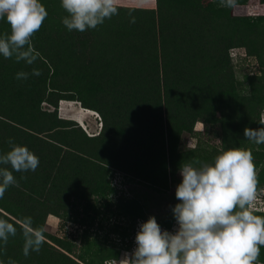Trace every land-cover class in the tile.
<instances>
[{"label":"trees","instance_id":"obj_1","mask_svg":"<svg viewBox=\"0 0 264 264\" xmlns=\"http://www.w3.org/2000/svg\"><path fill=\"white\" fill-rule=\"evenodd\" d=\"M246 2L236 0L235 5ZM41 3L48 16L31 39L40 54L37 61L27 65L0 56V154L10 150L11 138L39 158L35 172L14 173L19 186H10L0 199V218L15 223L30 216L33 228H43L47 216H64L75 200L87 201L96 194L105 201L101 207L128 202L125 192L111 186L116 171L123 175L124 187L136 180L152 190H166L180 165L191 162L193 150H177L181 135L199 122L219 125V154L230 148L250 150L259 169L264 144L246 140L244 129L264 127L258 123L264 110V15L235 17L232 7H220L219 0H155V9L118 7V14L96 29L70 32L62 23L68 13L61 0ZM5 33H10L6 18L0 19V36ZM239 48L260 66L259 73L248 76L245 95L230 54ZM33 68L42 75L15 78L17 72L31 73ZM61 100L97 113L101 133L88 137L76 129L77 121L57 118ZM41 103L55 110L44 112ZM107 136L132 149L134 165L102 175ZM114 156L109 157L117 163L119 156ZM257 177L260 190L264 166ZM174 222V216L164 221L162 230ZM44 236L48 239L40 252L25 257L17 225L16 236L6 246L0 242V264L9 259L17 264H80L68 256L65 238L45 230ZM129 239H122V249L111 257L120 258L130 247ZM259 261L264 263V246Z\"/></svg>","mask_w":264,"mask_h":264},{"label":"clouds","instance_id":"obj_2","mask_svg":"<svg viewBox=\"0 0 264 264\" xmlns=\"http://www.w3.org/2000/svg\"><path fill=\"white\" fill-rule=\"evenodd\" d=\"M235 4L236 0H219L220 7ZM61 7L68 13L62 23L70 32L96 29L118 14L117 0H61ZM47 16L41 0H0V19L6 18L10 25V33L0 36V56L34 64L40 54L31 39ZM30 75L39 77L42 72L37 68L31 73L19 71L15 78L26 81ZM258 123L264 125V114ZM244 137L253 144H264V127H245ZM8 144L10 150L0 154V199L10 186H19L14 173L35 172L39 165V158L28 147L11 138ZM179 174L182 180L175 192L179 202L172 207L178 228L162 230L156 217L150 216L139 225L136 248L125 254L121 264H257L264 246V216L252 210L259 183L252 151L230 148L211 164L182 163ZM17 225L24 239L23 255L39 253L45 242L44 229L33 228L30 216L15 223L0 218L2 245L16 236ZM8 264L17 261L9 259Z\"/></svg>","mask_w":264,"mask_h":264},{"label":"rangeland","instance_id":"obj_3","mask_svg":"<svg viewBox=\"0 0 264 264\" xmlns=\"http://www.w3.org/2000/svg\"><path fill=\"white\" fill-rule=\"evenodd\" d=\"M117 4L118 7L126 8H156L155 0H117ZM231 14L235 17L264 15V3L261 0H247L246 4L232 7ZM246 53L245 48L230 51L234 77L239 83L242 95L248 94L250 89L248 76L259 73L260 68L256 59L244 57ZM39 65L45 70L43 64L40 63ZM44 97L47 98L48 96L45 95ZM57 107L55 111L57 118L78 120L83 127L77 122V127H75L77 130L80 129L86 136L93 137L101 133L103 129L102 119L97 113L89 114V112H86L87 110L84 111L81 108L79 103L66 100L59 101ZM40 108L44 112H53L55 110L54 107L47 103H41ZM262 114H264V110L260 112L259 118H261ZM47 120L48 125L52 123V117H48ZM71 126L75 128L73 125ZM221 134L218 124L196 123L191 133H183L181 135L177 150L178 152L193 150L191 161L199 160L202 163L211 164L222 148ZM107 140L110 141L105 147L108 151V158L102 160L105 163L106 170V172L101 170L102 175L107 174L109 169H123L121 167L123 164L134 165L133 162L137 157L128 145L116 140H110V136H107ZM123 148L128 150H123ZM254 149H257V147ZM110 154L119 156L117 163L109 157ZM128 155H131L132 158ZM123 158L127 161H124ZM254 160L255 162L257 161L256 159ZM263 166L264 157L256 172L258 173ZM181 180L182 177L178 172L174 177L168 179V188L166 190L161 189L158 191L133 180V182H128L123 187V192H125V196L130 201L121 202L119 205H110L109 207H101L102 203L105 202L102 195L95 194L87 201L75 200L72 202V206H69L67 212L63 213L64 216L59 218L47 216L48 220L50 218V221L53 222L54 228L51 229L45 226L48 222L46 218L43 229L49 235L65 238L66 248H69L70 251L68 256L75 260L79 259L81 261H79L80 264H121L125 254H131L130 250L121 251V256L118 259L111 257V255L122 249L120 247L121 241L123 242L125 239L130 238L132 226H137L138 222L143 223L150 216H155L161 228H164L165 226H162V223L173 217L172 207L179 202L175 196L176 187L181 183ZM103 185L105 183L100 186ZM260 188V190H257V194L262 195L259 191L264 190V186ZM47 239L45 237L46 241ZM257 264L264 263L258 260Z\"/></svg>","mask_w":264,"mask_h":264},{"label":"built area","instance_id":"obj_4","mask_svg":"<svg viewBox=\"0 0 264 264\" xmlns=\"http://www.w3.org/2000/svg\"><path fill=\"white\" fill-rule=\"evenodd\" d=\"M245 57V56H244ZM123 183V175L119 172H114L113 173V177L111 178V186L117 188L120 191H124V186L122 185ZM259 193H262V195L257 194L256 199L253 203V207L252 210L253 212H257V213H263L264 214V190L259 191ZM141 224V222L137 223V226L134 227L132 235L129 239L130 242V247L128 250H130V252L132 253L134 251V249L136 248V234L139 230V225ZM178 228V225L176 222L173 223L172 227L170 229H168L167 231L169 232H175L176 229ZM166 230V229H163Z\"/></svg>","mask_w":264,"mask_h":264},{"label":"crops","instance_id":"obj_5","mask_svg":"<svg viewBox=\"0 0 264 264\" xmlns=\"http://www.w3.org/2000/svg\"><path fill=\"white\" fill-rule=\"evenodd\" d=\"M145 9H147V8H145ZM83 110H84V109H83ZM84 111H85V110H84ZM86 112H89V114H90V113L95 114V112L90 111V110H87ZM75 121H77V123H80L78 120H75ZM49 216L52 217V218H54V216H52V215H49ZM49 216H48V217H49ZM47 221H48V222L45 224V226H46V227L48 226V227H50L51 229H53V228H54V226H53L54 224H53V222L50 221V218H49V220H48V218H47ZM49 221H50V222H49ZM45 231H46V230H45Z\"/></svg>","mask_w":264,"mask_h":264}]
</instances>
